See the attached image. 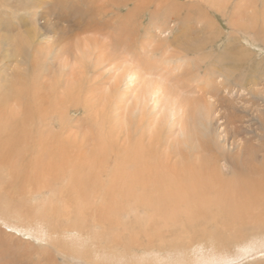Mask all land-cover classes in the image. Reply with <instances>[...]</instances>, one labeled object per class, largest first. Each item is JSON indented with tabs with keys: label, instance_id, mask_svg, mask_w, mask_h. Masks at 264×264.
I'll list each match as a JSON object with an SVG mask.
<instances>
[{
	"label": "rangeland",
	"instance_id": "obj_1",
	"mask_svg": "<svg viewBox=\"0 0 264 264\" xmlns=\"http://www.w3.org/2000/svg\"><path fill=\"white\" fill-rule=\"evenodd\" d=\"M164 46L168 59L189 63L174 74L179 85L206 73L221 90H185L178 112L165 108L153 126L152 111H123L115 74L131 65L126 55L135 65ZM0 104V264L62 263L33 235L37 224L68 254L66 245H84L71 264L121 249L143 225L168 246L191 245V256L264 242V183L253 174L264 171V0H0ZM142 184L151 187L139 191ZM186 192H199L195 214L160 215V195ZM253 200L261 209L246 205ZM145 212L156 213L152 226L135 218ZM238 264H264V254Z\"/></svg>",
	"mask_w": 264,
	"mask_h": 264
},
{
	"label": "bare ground",
	"instance_id": "obj_2",
	"mask_svg": "<svg viewBox=\"0 0 264 264\" xmlns=\"http://www.w3.org/2000/svg\"><path fill=\"white\" fill-rule=\"evenodd\" d=\"M240 2V1H239ZM114 7V6H113ZM118 7V6H117ZM118 9V8H117ZM101 11V9H100ZM103 11V10H102ZM106 13V12H105ZM104 16V15H103ZM134 16V15H133ZM81 23V22H80ZM81 25V24H80ZM94 25V24H93ZM90 27V26H89ZM97 27V25H96ZM78 28V27H76ZM91 28V27H90ZM157 28V27H156ZM89 29V28H88ZM94 29V28H93ZM66 30V29H65ZM100 30V29H99ZM81 32V31H80ZM63 34V33H62ZM67 35V34H66ZM63 37V36H62ZM65 37V36H64ZM69 37V35H68ZM50 39V38H49ZM64 39V38H63ZM85 40H87V38L85 37L84 38ZM67 40V39H66ZM51 41V40H50ZM167 46V45H166ZM165 47V46H164ZM105 48V47H104ZM161 47L157 48L156 50L160 49ZM164 49V50H163ZM162 49V53H160L159 55L158 54H152L153 51H150V52H147L146 53V57H145V60H140V61H137L134 65V61H133V57L131 55L129 56H125V61H130L131 62V65H127L126 63V68L123 69V71L120 73V74H115V78L117 77L118 80H116L115 82V85L116 87L118 86V83L120 81V83H122L123 85V89H122V92L120 93V96L121 97V101L123 103V111L126 110H129L132 106V110H138L139 112H141L140 114L143 115V113L148 110L149 111H152V117H151V121L150 123L154 126L155 124H157V116L161 115L163 116V114L166 115V109L165 108H168V113L171 112L172 114L178 112V110L182 107L181 104H177L176 105V102L180 101L181 100V95H183V93H185V90L188 91V92H191V90H194L192 91L193 95L194 93H196V91H200L202 88H203V91L201 90L200 92V96L202 97L204 94L203 93H206V91L209 92V90L213 91L215 94L217 91L220 92L221 90V85L219 83H214V85L212 86V88L210 87L211 85V81L208 80L206 73L204 75H202L201 77H199V82L203 79L205 80V86L204 84H201V82L199 83L196 79H192V82H188V84H184L183 82L180 83L179 85V80H182V79H179L178 77L180 76V74L177 76H175L174 74L176 73V71L179 73V71H181L183 69V66L186 65V64H189L187 62H185L186 60H184V57H174L173 59H168L169 56H166V54L169 52L167 50V47L163 48ZM155 50V51H156ZM27 51V50H26ZM37 52V51H36ZM171 52V51H170ZM191 52V51H190ZM171 54H173L171 52ZM228 54V53H226ZM186 55V54H185ZM223 55V54H222ZM143 56V55H142ZM154 56V58H152ZM181 56V55H180ZM225 57V56H224ZM150 58L151 61H148L150 63H147V59ZM172 58V57H171ZM191 59V58H190ZM194 59V58H193ZM189 60V59H188ZM187 60V61H188ZM192 60V59H191ZM194 61V60H193ZM192 61V62H193ZM189 62V61H188ZM236 62V61H235ZM80 63V62H79ZM114 63V62H113ZM152 63V64H151ZM154 63V65H153ZM186 63V64H184ZM229 65V64H228ZM210 66V65H209ZM214 66V65H213ZM121 66H117L115 67V70H117V68L119 69ZM157 68V70H155L154 68ZM185 67V66H184ZM189 68V67H187ZM236 68V67H235ZM162 71V72H159V71ZM210 70V69H209ZM212 71V70H211ZM71 72V71H70ZM74 72V71H73ZM115 72V71H114ZM189 72H190V69H189ZM187 74L188 71H186ZM195 75L194 76H198V70L196 69L195 70ZM208 74V73H207ZM212 75V74H211ZM76 76V75H75ZM81 77V76H80ZM120 77V78H119ZM79 78V77H77ZM211 80L212 78L209 77ZM114 79V78H113ZM121 79V80H120ZM195 82V83H194ZM220 82V81H219ZM221 82H224V81H221ZM194 83V85H193ZM41 84V83H40ZM176 85L177 86V89H174L176 88ZM203 85V86H202ZM223 87H227L225 84H223ZM28 86V85H27ZM181 86H191V87H187L185 89L181 88ZM170 87H173V88H170ZM120 88V87H119ZM195 88H197V90H195ZM108 89V88H107ZM229 89V88H228ZM92 90V89H91ZM184 91V92H183ZM51 92V91H50ZM212 92V93H213ZM211 93V92H209ZM207 94V93H206ZM118 95V94H117ZM13 97V96H12ZM197 100L200 99V97H197L196 98ZM203 104H204V107L206 108V106H209V104L211 102H209V100H206V98H203ZM128 101V102H127ZM130 101V102H129ZM133 104H132V102ZM163 101L165 103H163ZM127 102V103H126ZM9 103V102H8ZM228 103V102H227ZM11 104V103H10ZM165 104V105H163ZM213 104V103H211ZM229 104V103H228ZM1 105V104H0ZM6 105H4L5 107ZM122 106V105H121ZM121 107H119L120 109ZM182 109H185L184 107ZM117 110V109H116ZM155 110V111H153ZM12 113V112H11ZM120 113V111H119ZM125 113V112H124ZM179 114V113H178ZM149 115V113H148ZM151 115V114H150ZM13 117V115L11 116ZM123 117V116H122ZM147 117V116H146ZM25 118V117H24ZM140 118V117H139ZM156 118V119H155ZM227 120H230L229 117H226ZM155 119V120H154ZM15 120V119H14ZM149 120V119H148ZM178 122V121H177ZM149 123V124H150ZM174 124V123H173ZM142 125V124H141ZM179 125H180V128L182 127V121L179 120ZM3 128V127H2ZM1 128V129H2ZM5 131V130H3ZM9 132V131H8ZM158 132V131H157ZM9 142V141H8ZM144 147V146H143ZM141 145L139 146V149L141 150ZM72 149V148H71ZM68 153V152H67ZM139 153H141L139 151ZM61 154V153H60ZM61 157V156H60ZM140 157V155H139ZM137 157V159L141 160V161H138L136 160V163H137V170H136V175H138V182L139 183H142L140 179H142V170L141 168L139 167V165H141L142 163V159L141 157L139 158ZM35 160V159H34ZM65 162V161H63ZM141 162V163H140ZM36 163V162H35ZM253 163V162H252ZM2 164V163H1ZM148 165V164H147ZM234 165L238 166L237 164V161H234ZM150 166V165H149ZM251 167V165H249ZM254 166V165H253ZM249 167V168H250ZM239 168V167H238ZM249 168L247 169V173H249ZM97 170V169H96ZM254 173H257L258 177L262 178L263 179V183H264V171H262V169H259V167L257 166H254L253 168V174ZM174 176V175H173ZM127 177V176H126ZM22 178V177H21ZM253 178V177H252ZM259 178V179H260ZM146 179V178H145ZM197 179H195L196 181ZM146 181V180H145ZM198 181V180H197ZM235 182V181H234ZM262 182H260L261 184H263ZM135 183V182H134ZM200 182H198L199 184ZM232 183V182H231ZM71 184V183H70ZM188 184V183H187ZM197 184V185H198ZM224 184V183H223ZM171 185V184H170ZM189 185V184H188ZM241 185V184H240ZM259 185V184H257ZM167 186V185H166ZM202 186H204V183H202ZM150 184L149 186L147 187H144L143 184L141 186L138 187V190L141 191V190H144V189H150ZM158 187V186H157ZM231 187H233L231 185ZM256 187V186H255ZM258 187V186H257ZM95 188V187H94ZM159 188V187H158ZM192 188V187H191ZM236 188V187H235ZM237 188H243L242 186L238 187L237 185ZM169 189V188H168ZM207 189V188H206ZM233 189V188H232ZM231 190V189H230ZM260 190V189H259ZM1 191V189H0ZM3 191V190H2ZM28 191V190H27ZM197 191V190H196ZM206 191V190H204ZM203 191V192H204ZM223 191V190H222ZM232 191V190H231ZM230 191V193H231ZM237 191V190H236ZM262 191V190H261ZM202 192V193H203ZM207 192V191H206ZM205 192V193H206ZM245 192V190L243 191V193ZM71 193V192H70ZM137 193V192H136ZM196 193H199V192H195V193H189V192H186L183 194V197H181L180 199H177V198H169V199H164V198H167V194H162L160 195V197H162L163 199H158V200H155L156 203H158V201H160L161 204H159V208L161 209L160 210V215L162 213H169L168 215H174V214H180V212L183 214V215H191V214H195L194 213V209L197 211V208L198 206L200 205V201H199V198L196 197ZM229 193V192H228ZM234 192L232 191V194ZM247 193V192H245ZM141 194V192H140ZM224 194V193H223ZM49 195V194H48ZM228 195V194H227ZM138 196V195H137ZM141 196V195H140ZM206 195H204L205 197ZM218 196V195H217ZM231 196V195H230ZM229 196V197H230ZM234 196V195H233ZM236 196V195H235ZM11 198V197H10ZM136 198V197H135ZM140 198V197H139ZM211 198V197H210ZM141 199V198H140ZM250 199V198H249ZM219 200V199H218ZM1 201V200H0ZM14 201V200H13ZM153 201V200H152ZM214 201V200H213ZM245 201V200H244ZM82 202V201H81ZM245 202H248V201H245ZM262 202V200H261ZM45 203V202H44ZM63 203V202H62ZM145 203V202H143ZM169 203H173L172 207L177 204V203H180L179 207L177 209H174L172 208V210L170 209H167V208H171V206H169L168 204ZM219 203V202H217ZM97 204V203H96ZM224 204V203H223ZM58 205V203H57ZM79 205V204H78ZM145 205V204H143ZM235 205V204H234ZM246 205H252V206H257V207H261V203L258 201H254L250 204V201L248 204ZM138 206V205H137ZM157 206V207H158ZM5 207V206H4ZM66 207V206H65ZM92 207V206H91ZM139 207V206H138ZM215 207V205H214ZM243 207V206H242ZM256 207V208H257ZM264 207V204L261 208ZM64 208V207H63ZM87 208V207H86ZM260 208V209H261ZM7 209V208H6ZM140 209V208H139ZM145 209V208H144ZM225 209V208H224ZM245 209V208H244ZM36 210V209H35ZM34 210V211H35ZM39 210V209H38ZM110 210V209H108ZM147 210V209H146ZM154 210V209H153ZM152 210V211H153ZM192 210V211H191ZM209 210V209H208ZM2 211V210H1ZM84 211V210H83ZM183 211V212H182ZM217 211V210H215ZM42 211H38L37 214L41 213ZM144 212V211H143ZM210 212V211H209ZM214 212V210H213ZM244 212V211H243ZM2 213V212H1ZM93 213V212H92ZM197 213V212H196ZM211 213V212H210ZM229 213V212H228ZM3 214V213H2ZM8 214V213H6ZM36 214V215H37ZM38 214V215H39ZM55 214V213H54ZM155 214L154 212H151L150 214L145 212V213H137L135 215V218L140 221L142 217L144 218H148V220H151L150 222V225L152 226L154 224V221H155ZM226 214V213H225ZM259 214V213H257ZM35 215V216H36ZM43 215V214H42ZM82 215V214H81ZM130 215V213H129ZM128 215V216H129ZM4 216V215H3ZM0 215V223L2 224H5V220H4V217ZM6 216V215H5ZM10 216V215H8ZM16 216V215H15ZM210 216V215H209ZM254 216V215H253ZM256 216V215H255ZM254 216V217H255ZM21 217V216H20ZM33 217V216H32ZM31 217V218H32ZM38 217V216H37ZM83 217V216H82ZM85 217V216H84ZM83 217V218H84ZM194 217V216H193ZM215 217V215H214ZM13 218V217H12ZM29 218V217H28ZM36 218V217H34ZM33 218V219H34ZM190 218V217H188ZM211 218V217H210ZM6 219V218H5ZM10 219V218H9ZM44 219V218H42ZM71 219V218H70ZM50 220V219H49ZM72 220V219H71ZM192 220V219H191ZM212 220V219H211ZM214 220V219H213ZM250 220V219H249ZM13 221V220H12ZM22 221V220H21ZM227 221V220H226ZM253 221V220H252ZM8 222V221H7ZM16 222V221H15ZM254 222V221H253ZM166 223V222H165ZM200 223H202L200 221ZM214 223V222H213ZM212 223V224H213ZM36 224V223H35ZM65 224V223H64ZM141 225V223H139ZM203 224V223H202ZM201 224V225H202ZM208 224V223H207ZM218 224V223H217ZM234 224V223H233ZM252 224V223H251ZM18 225V224H17ZM16 225V226H17ZM167 225H170V224H167ZM181 225V224H180ZM196 225V224H195ZM198 225V223H197ZM215 225V224H214ZM229 225V224H228ZM212 226V225H210ZM217 226V225H216ZM9 227L11 228H16L18 230L17 227H15V224L14 225H10ZM180 227V226H179ZM182 227V226H181ZM190 227V226H188ZM203 227V226H202ZM234 227V226H233ZM34 228V227H33ZM154 229V227H146L143 225V228L142 227H139V229L132 231L130 232L127 236V238L129 240H127L125 238V241H127L126 243L123 242L122 245L123 247L121 246V249H114L112 251H108V252H105L103 254H101V250L99 251L98 249L97 250H94V256L95 258L92 259V263L91 264H102L100 262V260H96V259H99L101 258V256L103 255H106L108 256V258H111V259H108L106 260V263L107 264H238L239 262H243L245 260H247L249 257L251 256H254V255H260V254H264V242H262V240H257L255 242H250V244L246 245V246H242L243 247H239L240 249L237 250L236 254L235 255H227L226 254H221V253H217V250H215V248L210 245L209 246V249L210 250H207L205 253L201 254L199 256V254H196L194 256H191L190 254V247L191 245H188L186 247H188L186 249L187 252L184 251V249L182 247H179V246H174L173 245H170L168 246V244H165L166 241L163 242V239L161 240L160 238H158L159 234H158V231H157V234L155 233H151V229ZM186 228V227H185ZM184 228V229H185ZM200 228V226H199ZM212 228V227H211ZM218 228V227H217ZM227 228V227H225ZM236 228V227H235ZM238 228V227H237ZM23 229V228H22ZM21 229V230H22ZM36 232L33 233V235L37 238H40L42 241H43V245H44V248L43 250H47L46 252L48 254H52V250H55L57 253L61 254L62 256V263L61 264H71L69 262V260H72L73 261V258H72V255L73 253H75V255L77 256L80 252H81V249L83 248L84 245L80 244V242H77V244L75 246L77 247H74V249L71 250V248H69V245H66L67 246V249L68 251L70 250L72 253L69 252V254L66 252L65 248H59L57 249V247H55L54 245L56 243L52 242L53 240H50L49 239V236L50 233L49 232H46V231H41V227L37 224L36 225ZM46 229V228H45ZM170 229V228H169ZM209 229V228H208ZM233 229V228H232ZM28 230V229H27ZM34 230V229H33ZM156 230V229H154ZM164 230V229H163ZM181 230V229H180ZM210 230V229H209ZM219 230V229H217ZM234 230V229H233ZM171 231V230H170ZM237 231V230H236ZM181 232V231H180ZM189 232V231H188ZM206 232V231H205ZM212 232V230H211ZM232 233V231H230ZM53 233V232H52ZM103 233V232H102ZM164 233V232H163ZM190 233V232H189ZM194 233V232H193ZM210 233V232H208ZM220 233V232H219ZM229 233V232H228ZM122 234V233H121ZM191 234V233H190ZM189 234V235H190ZM195 234V233H194ZM260 234V233H259ZM170 235V234H169ZM182 235V234H180ZM184 235H186V233H184ZM219 235V234H218ZM117 236V234H116ZM193 236V235H192ZM198 236V235H197ZM202 236V234H201ZM222 236V235H220ZM228 236V235H227ZM100 237V235H99ZM98 237V238H99ZM153 237H155L157 240H158V243L156 245L152 244L153 240ZM170 237V236H169ZM174 237V236H173ZM196 237V236H195ZM225 237V236H224ZM234 237V236H233ZM145 238V241L143 240ZM167 238V236H166ZM172 238V237H171ZM178 238H182V237H179ZM186 238V237H185ZM236 238V237H234ZM234 238H232L234 240ZM239 238V237H237ZM71 239V238H70ZM69 239V240H70ZM76 239V238H75ZM78 239V238H77ZM169 239V238H168ZM193 239V238H192ZM225 239V238H224ZM72 242H73V239H71ZM83 240V239H81ZM160 240V241H159ZM216 240V239H215ZM238 240V239H237ZM79 241V240H78ZM175 241V240H174ZM181 241V240H180ZM184 241V240H183ZM186 241V240H185ZM221 243L222 240H220ZM71 242V241H70ZM71 242V243H72ZM231 242V241H230ZM213 243V242H212ZM226 243V242H224ZM96 244V243H95ZM171 244V243H170ZM229 244V243H228ZM104 245V244H103ZM102 245V246H103ZM178 245V244H177ZM224 245V244H222ZM232 245V244H230ZM234 245V244H233ZM235 245H239V244H235ZM38 246V245H37ZM54 246V249H51V247ZM59 246V245H57ZM118 246V245H117ZM180 246H182V244H180ZM34 247V246H33ZM111 247V246H109ZM190 247V248H189ZM226 247V246H225ZM228 247V246H227ZM231 247V246H230ZM36 248V247H35ZM76 248L79 249L76 250ZM81 248V249H80ZM89 248V247H88ZM34 249V248H33ZM228 249V248H227ZM90 250V248H89ZM38 251V250H37ZM75 251V252H74ZM84 252H87L86 249L83 250ZM36 252V251H35ZM39 253V252H38ZM54 253V251H53ZM88 255V254H87ZM50 259L52 258V256H49ZM56 257V256H55ZM54 257V259H55ZM70 257V259L68 258ZM85 259V258H84ZM87 259V258H86ZM43 260V259H42ZM105 260V258H104ZM38 261V260H37ZM36 261V262H37ZM44 261V260H43ZM49 261V260H48ZM247 262V261H246ZM45 263V262H44ZM47 264H57L56 263V260L54 261H51L50 263H47ZM84 264H89V263H86L84 262Z\"/></svg>",
	"mask_w": 264,
	"mask_h": 264
}]
</instances>
